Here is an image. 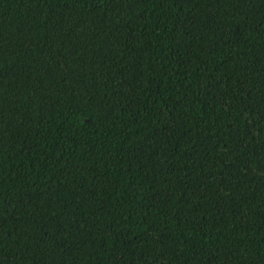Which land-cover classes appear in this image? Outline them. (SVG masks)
<instances>
[{"label":"trees","instance_id":"1","mask_svg":"<svg viewBox=\"0 0 264 264\" xmlns=\"http://www.w3.org/2000/svg\"><path fill=\"white\" fill-rule=\"evenodd\" d=\"M0 264H264V0H0Z\"/></svg>","mask_w":264,"mask_h":264}]
</instances>
